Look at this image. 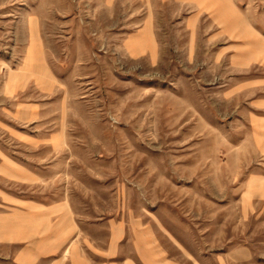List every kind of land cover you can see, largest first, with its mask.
<instances>
[{
    "label": "rangeland",
    "instance_id": "obj_1",
    "mask_svg": "<svg viewBox=\"0 0 264 264\" xmlns=\"http://www.w3.org/2000/svg\"><path fill=\"white\" fill-rule=\"evenodd\" d=\"M230 1L245 32L239 49L258 51L264 0ZM103 3L0 0V217L26 202L67 201L81 222L97 227L120 218L157 227L174 256L264 264V157L248 123L250 101L260 95L232 97L264 71H234L231 54L215 59L233 47L229 39L216 43L209 16L190 42L183 21L190 10L179 17L169 5L157 12L160 66L130 60L124 40L151 6L107 11ZM32 16L44 23L60 82L48 123L20 122L25 108L15 104L28 100L15 99L8 86L22 71ZM222 18L237 28L236 16ZM59 130L53 146L64 150L53 154L47 138ZM24 172L39 177L25 184ZM25 246L0 243V264H20Z\"/></svg>",
    "mask_w": 264,
    "mask_h": 264
},
{
    "label": "crops",
    "instance_id": "obj_2",
    "mask_svg": "<svg viewBox=\"0 0 264 264\" xmlns=\"http://www.w3.org/2000/svg\"><path fill=\"white\" fill-rule=\"evenodd\" d=\"M224 2L215 4V1L208 0H104L103 5L107 7V11L123 4L151 6V16L147 15L140 28L124 40V51L130 60H147L153 67L160 66L164 51L157 12L159 7L169 5L176 8L174 9L179 17L190 10L191 14L183 19L186 31L191 37L190 42L193 37L201 34L202 16H209L215 31L211 30L217 33L213 35L216 43H224V39H229L230 47H233L232 50L227 49L226 53L220 48L215 59L224 60L225 54H231V67L234 71L239 73L255 66L264 71V47L260 45L258 51L249 49L248 45L239 49V38L242 39V33L245 32L240 30L238 8L233 1ZM223 12L236 16V29L233 22L229 24L222 18ZM31 18L36 20L31 21ZM31 18L26 26L28 39L22 71L10 76L8 86L10 95L15 99L28 100L15 104L16 107L25 108L24 113H20L23 116L19 119L20 122L48 123L51 97L54 98L57 94L60 82L47 54L44 23L38 17ZM242 85L233 91L232 97L236 100L252 93L260 95L254 96L250 101L248 123L254 149L264 157V77ZM61 139L60 130L47 138L52 146L48 151L57 154V151L64 150L56 147ZM54 144L56 145L53 146ZM18 175L25 178V184L39 177L34 172ZM0 229L3 231H0V243L26 245L18 253L20 264H208V260L197 258L193 261L174 256L170 245L162 239L160 230L155 226L131 222L130 218L109 220L101 227L81 222L72 204L67 201L26 202L25 209L15 213L9 211L0 217ZM102 231L103 236L96 234ZM210 260H218V264H223V259L217 257Z\"/></svg>",
    "mask_w": 264,
    "mask_h": 264
}]
</instances>
